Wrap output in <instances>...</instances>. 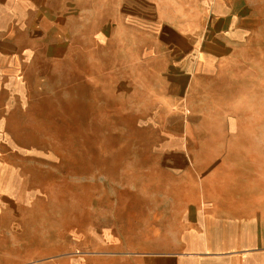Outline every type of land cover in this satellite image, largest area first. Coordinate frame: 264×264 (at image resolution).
Listing matches in <instances>:
<instances>
[{
	"label": "rangeland",
	"instance_id": "374dc122",
	"mask_svg": "<svg viewBox=\"0 0 264 264\" xmlns=\"http://www.w3.org/2000/svg\"><path fill=\"white\" fill-rule=\"evenodd\" d=\"M107 1L95 0L103 13ZM256 1L262 19L241 52L246 63L197 82L189 105L171 108L159 63L143 74L123 44L96 42L94 0H76L83 14L54 51L62 56L46 61L36 49L33 62L15 64L18 77L0 81V264H134L110 254L120 247L109 249L108 226H151L161 199L153 181L169 153L246 157L264 182V0Z\"/></svg>",
	"mask_w": 264,
	"mask_h": 264
},
{
	"label": "crops",
	"instance_id": "0c3cea01",
	"mask_svg": "<svg viewBox=\"0 0 264 264\" xmlns=\"http://www.w3.org/2000/svg\"><path fill=\"white\" fill-rule=\"evenodd\" d=\"M107 3L105 15L94 0L96 42L123 44L127 61L143 74L158 62L160 91L176 98L171 108L189 105L197 82L246 63L241 52L262 19L256 0ZM82 14L76 0H0V81L18 77L15 64L33 62L36 49L46 61L61 57L54 51L67 47L69 22ZM179 81L184 85L175 93L171 86ZM214 157L182 151L161 157L153 181L161 199L151 209V226L129 233L108 226L109 249L120 247L110 254L134 264H264L262 175L246 157Z\"/></svg>",
	"mask_w": 264,
	"mask_h": 264
}]
</instances>
